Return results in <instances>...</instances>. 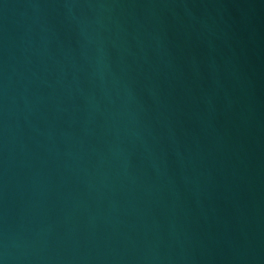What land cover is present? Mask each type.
I'll return each instance as SVG.
<instances>
[{"label":"water","instance_id":"1","mask_svg":"<svg viewBox=\"0 0 264 264\" xmlns=\"http://www.w3.org/2000/svg\"><path fill=\"white\" fill-rule=\"evenodd\" d=\"M0 264H264V0H0Z\"/></svg>","mask_w":264,"mask_h":264}]
</instances>
